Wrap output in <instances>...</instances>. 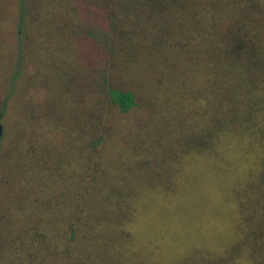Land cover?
Listing matches in <instances>:
<instances>
[{
    "label": "trees",
    "instance_id": "1",
    "mask_svg": "<svg viewBox=\"0 0 264 264\" xmlns=\"http://www.w3.org/2000/svg\"><path fill=\"white\" fill-rule=\"evenodd\" d=\"M261 20L264 0H0V264H264ZM180 109L206 123L169 176L189 158L213 187L141 261L145 191L123 168L159 166L144 126ZM206 218L223 226L201 245Z\"/></svg>",
    "mask_w": 264,
    "mask_h": 264
},
{
    "label": "rangeland",
    "instance_id": "2",
    "mask_svg": "<svg viewBox=\"0 0 264 264\" xmlns=\"http://www.w3.org/2000/svg\"><path fill=\"white\" fill-rule=\"evenodd\" d=\"M262 24L264 25L263 20H261L260 25ZM216 49L217 45L212 43L209 50L215 53ZM179 56L180 54L178 51L173 52L170 61L175 62L178 66V72L187 73L186 70H181L179 68L180 61H177ZM202 73V70H198L200 83H203ZM177 114H179L180 117H169L162 123L153 124L149 122L150 124L144 126L146 130H154V139L151 145L154 150V156L159 162V166L157 168L147 166L134 168L135 164L127 162L122 172V174L127 177V180L126 182H121V187L134 185L130 188V191L136 186H140V189L145 191L141 194L139 199L142 206V212L137 219L139 223L137 224L136 222L135 224L136 231L143 230L142 232L148 234L143 244L144 250L140 256L141 261H145V259L148 258L150 252L145 251H148V248L155 241L157 233L163 229L162 226L168 221L169 217H172L170 212L177 208L178 201L183 203V209L195 212V207L197 206L194 203L205 197L207 192L213 187V182L210 178L211 174L213 175V170L216 168L195 167L189 158L186 159V162H181L179 164L177 167L179 172L175 175V179H171L169 176V173L173 171L175 167L172 168L168 163L172 157L175 156L176 149L186 146L185 144H188L191 132L206 123L204 122L203 124H199L200 126L195 127L190 119L184 120L182 118L185 116L182 109H180ZM170 131H176L177 136L168 137ZM136 143V141H130V148L121 151L120 154L125 156L132 155L144 159L146 156L143 154H132L131 147L136 145ZM225 144H227V141H225ZM164 185H173L175 193L173 195L164 194ZM93 192L95 195V189ZM222 226L223 221L221 218H206L202 231L197 232V235L201 238L199 243L201 245H206L207 239L212 243L218 242L219 238L216 236V233H220ZM134 238L137 239L135 234ZM137 247L136 244V248ZM154 248L156 247L154 246ZM156 264H173V262L158 260Z\"/></svg>",
    "mask_w": 264,
    "mask_h": 264
}]
</instances>
